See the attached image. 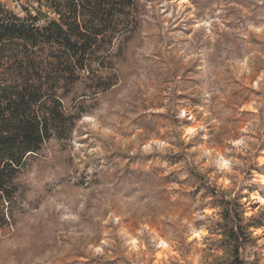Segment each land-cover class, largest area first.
<instances>
[{"label":"rangeland","instance_id":"1","mask_svg":"<svg viewBox=\"0 0 264 264\" xmlns=\"http://www.w3.org/2000/svg\"><path fill=\"white\" fill-rule=\"evenodd\" d=\"M137 19L17 176L0 264H264V0H138Z\"/></svg>","mask_w":264,"mask_h":264},{"label":"trees","instance_id":"2","mask_svg":"<svg viewBox=\"0 0 264 264\" xmlns=\"http://www.w3.org/2000/svg\"><path fill=\"white\" fill-rule=\"evenodd\" d=\"M20 1L21 15L0 1V220L28 158L68 138L62 98L81 74L110 68L114 41L138 26V0ZM230 264L247 263L236 249Z\"/></svg>","mask_w":264,"mask_h":264},{"label":"snow or ice","instance_id":"3","mask_svg":"<svg viewBox=\"0 0 264 264\" xmlns=\"http://www.w3.org/2000/svg\"><path fill=\"white\" fill-rule=\"evenodd\" d=\"M190 131H193L194 132L195 130L194 129H191ZM261 203H264V201H261Z\"/></svg>","mask_w":264,"mask_h":264}]
</instances>
